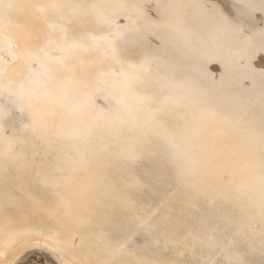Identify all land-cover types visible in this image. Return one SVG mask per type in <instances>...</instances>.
Here are the masks:
<instances>
[{"label": "snow or ice", "instance_id": "6c2138e0", "mask_svg": "<svg viewBox=\"0 0 264 264\" xmlns=\"http://www.w3.org/2000/svg\"><path fill=\"white\" fill-rule=\"evenodd\" d=\"M225 38L264 62V0H0V264H264V66L258 115L192 70Z\"/></svg>", "mask_w": 264, "mask_h": 264}, {"label": "bare ground", "instance_id": "6f19581e", "mask_svg": "<svg viewBox=\"0 0 264 264\" xmlns=\"http://www.w3.org/2000/svg\"><path fill=\"white\" fill-rule=\"evenodd\" d=\"M114 3H148L150 7L155 9L157 4L173 2V0H112ZM176 3L185 5H197L201 3H211L212 0H175ZM189 21L193 28L198 27L197 12L198 9L191 7L185 9ZM149 15L155 16V12H150ZM121 23H124L121 20ZM165 55L172 54L178 56V52H172L171 49ZM264 66L260 55L253 57V50L246 44H237L225 38L221 44H211L203 49V53L195 61L193 71L201 78L209 82L223 83L230 87L234 92L244 98H250L253 111L258 115L261 106L260 98V75L259 71ZM223 74V81L222 76ZM95 104L98 107H105L106 101L103 98L95 99ZM151 166V162L144 161L141 165L143 170L145 167ZM175 201L178 204L180 200L185 198V192L181 187L175 186ZM164 190L157 186L156 189L147 187L139 193H135L136 198L144 206H155L160 202ZM251 259L260 260V255L257 252Z\"/></svg>", "mask_w": 264, "mask_h": 264}]
</instances>
